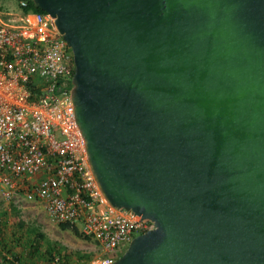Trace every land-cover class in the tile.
<instances>
[{"label": "water", "instance_id": "water-1", "mask_svg": "<svg viewBox=\"0 0 264 264\" xmlns=\"http://www.w3.org/2000/svg\"><path fill=\"white\" fill-rule=\"evenodd\" d=\"M31 2L104 198L152 223L114 264H264V0Z\"/></svg>", "mask_w": 264, "mask_h": 264}, {"label": "built area", "instance_id": "built-area-1", "mask_svg": "<svg viewBox=\"0 0 264 264\" xmlns=\"http://www.w3.org/2000/svg\"><path fill=\"white\" fill-rule=\"evenodd\" d=\"M1 2L13 5L0 8V201L39 202L52 224L94 241L83 264H114L152 223L111 206L92 174L70 99L72 53L54 18L26 9L27 0Z\"/></svg>", "mask_w": 264, "mask_h": 264}, {"label": "rangeland", "instance_id": "rangeland-1", "mask_svg": "<svg viewBox=\"0 0 264 264\" xmlns=\"http://www.w3.org/2000/svg\"><path fill=\"white\" fill-rule=\"evenodd\" d=\"M0 8H3L2 12L6 10L4 3H0ZM2 16L5 17V14ZM55 138L59 139L56 131ZM30 227L37 228L44 235L33 253L29 251L32 233L27 229ZM75 227L80 232L78 226ZM0 229V264H13L15 260L21 264H49L45 252L48 245L57 246L67 256L69 264H83L96 251L91 238H85L81 232L82 235L78 236L72 228L62 229L59 225L52 224L39 202L14 205L0 201Z\"/></svg>", "mask_w": 264, "mask_h": 264}, {"label": "trees", "instance_id": "trees-1", "mask_svg": "<svg viewBox=\"0 0 264 264\" xmlns=\"http://www.w3.org/2000/svg\"><path fill=\"white\" fill-rule=\"evenodd\" d=\"M26 9H31L32 11L35 12H43L40 8L36 7L35 5L32 4L31 0H27V6ZM59 227L64 229V228H72L73 232L75 234H77L78 236L82 235L80 232L76 231V227L74 225H69V224H59ZM28 231H30V233H32V238H31V245H30V249L29 251L31 253L35 252L38 249L39 246V242L41 239H44V235L42 233H40L38 231L37 228H33L30 227L27 229ZM1 232V229H0ZM84 236V235H82ZM86 238V236H84ZM57 247V246H56ZM55 247V245H48L47 248L45 249V252L48 256V260H50V258L52 257L53 253H59L63 256L64 260V264H69L67 262V256L64 253H61L57 248ZM15 257V256H14Z\"/></svg>", "mask_w": 264, "mask_h": 264}, {"label": "crops", "instance_id": "crops-1", "mask_svg": "<svg viewBox=\"0 0 264 264\" xmlns=\"http://www.w3.org/2000/svg\"><path fill=\"white\" fill-rule=\"evenodd\" d=\"M1 3H4V5H7L8 3L7 2H1ZM9 5V4H8ZM9 6H12V5H9Z\"/></svg>", "mask_w": 264, "mask_h": 264}]
</instances>
